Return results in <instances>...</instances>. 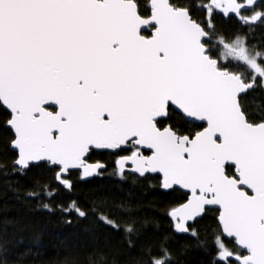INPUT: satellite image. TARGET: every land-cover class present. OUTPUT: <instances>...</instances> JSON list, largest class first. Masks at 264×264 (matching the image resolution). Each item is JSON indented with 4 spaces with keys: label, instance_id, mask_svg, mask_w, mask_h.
Listing matches in <instances>:
<instances>
[{
    "label": "snow or ice",
    "instance_id": "obj_1",
    "mask_svg": "<svg viewBox=\"0 0 264 264\" xmlns=\"http://www.w3.org/2000/svg\"><path fill=\"white\" fill-rule=\"evenodd\" d=\"M0 175V264H264V0H0Z\"/></svg>",
    "mask_w": 264,
    "mask_h": 264
},
{
    "label": "trees",
    "instance_id": "obj_2",
    "mask_svg": "<svg viewBox=\"0 0 264 264\" xmlns=\"http://www.w3.org/2000/svg\"><path fill=\"white\" fill-rule=\"evenodd\" d=\"M11 177H4L0 175V208L6 202L10 209L16 204L12 198L13 193L8 189L6 181ZM84 193L99 189L101 194L112 195L117 198H124L131 200L134 204L142 205L141 211L145 215H150L153 211L149 207V202L153 200L154 194L142 191L139 188L131 187L129 185H114L108 179H98L93 184L82 185ZM9 215H15L14 210H10ZM3 213L0 212V218ZM37 220L38 227L31 235L39 234L42 242V256L38 258L44 264L54 262L58 256H63L68 253L80 252L83 255L82 246H87L89 234L85 229L88 227L87 222L75 225L69 229L56 223L55 220L49 222L43 218H34ZM29 235V234H26ZM190 264H199V257L193 253L189 257Z\"/></svg>",
    "mask_w": 264,
    "mask_h": 264
}]
</instances>
